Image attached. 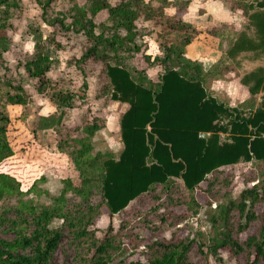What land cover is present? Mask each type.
<instances>
[{"label": "trees", "instance_id": "16d2710c", "mask_svg": "<svg viewBox=\"0 0 264 264\" xmlns=\"http://www.w3.org/2000/svg\"><path fill=\"white\" fill-rule=\"evenodd\" d=\"M17 1L0 0V31L8 27L6 23ZM28 1L40 9L38 24L50 29L48 42L57 49L78 45L82 55L74 67L80 71L99 70L103 80L99 97L128 109L120 118L121 153L118 156L110 151L96 153L93 139L106 128L105 118L98 110L87 109L78 114L72 128H66L63 124L66 111L79 95L76 90L62 87L55 94L60 115L58 120L50 121L51 127H58L55 150L72 162L79 184L72 177L63 179L60 196L51 206H37L26 197L35 192L38 182L25 191L16 177L0 173V229L12 213L19 214L21 221V224L12 222L18 230L14 240L0 239V264H52L66 232L74 242L93 238L91 228L102 216L103 208L113 217L143 195L156 193L158 186L163 187V192L192 193L222 169L241 162L264 165V66L242 77L241 84L250 94L247 100L236 106L221 100L208 83L224 80L229 68L219 62L207 69L202 61L187 56V47L204 34L180 16L189 7V0ZM223 1L231 3L233 10H242L249 21L227 57L252 55L248 60H264V1L253 4L247 0ZM171 6L176 11L170 26L174 40L163 44L160 39L154 40V34L164 40L160 37L159 22L154 20L165 17V9ZM103 12L107 14L106 20L99 18ZM39 37L37 54L25 68L38 80L41 91L50 82L49 68L39 63L48 60L50 52H43L42 35ZM9 50L5 35L0 38V67L5 72L8 68L4 54ZM152 73H156L153 75L156 79ZM87 90L85 83L81 91ZM10 123L0 111V166L16 157L17 148L9 140ZM213 186L215 182H209L208 190ZM99 198L103 201L97 204ZM181 199L175 203L188 207L193 215L199 213L200 205L194 196L186 200L182 195ZM261 202L264 187L246 188L238 200L219 207L214 224L220 218L226 225L231 214L238 212L242 217L238 233H243L261 219L256 212ZM54 221H61V225L55 227ZM233 234L234 228L226 225L221 236L212 239L209 246L200 245V252L204 254L207 248V255L217 257L225 249L235 256L249 251L254 259H249L248 264H264V217L258 234L244 243L234 239ZM99 240L101 244L98 241L92 244L93 257L87 264H112L117 254L124 257L120 264H193L189 258L193 243L190 239L148 245L147 263L126 256L122 249L124 240H119L111 228Z\"/></svg>", "mask_w": 264, "mask_h": 264}, {"label": "rangeland", "instance_id": "374dc122", "mask_svg": "<svg viewBox=\"0 0 264 264\" xmlns=\"http://www.w3.org/2000/svg\"><path fill=\"white\" fill-rule=\"evenodd\" d=\"M17 6L12 7L11 17L6 24L5 30L0 31V38L7 36L9 52L4 54L8 71L0 67V111L7 116L11 123L9 128V140L16 149V157L0 166V173H8L16 177L23 185L25 191L32 187L35 182L37 188L34 193L26 197L33 199L37 206H51L52 201L60 196L63 189L62 180L72 177L76 184L79 178L73 168V164L67 158L59 155L55 150L57 140V126L51 127L53 119L59 118L56 109L55 94L63 90H76L79 97L76 99L71 109L66 112V128H72L78 114L89 109L100 112L99 115L106 120V128L93 139L95 152H112L118 156L123 150L120 133V118L128 109L127 106L108 102L99 97L103 80L99 70L82 68L80 71L74 67L75 61L82 55V50L78 45L68 46L65 49H57L48 42V32L50 29L41 27L38 24L40 16L39 7L28 0H18ZM176 11L171 6L165 9V17H157L155 22H159L162 29V37L154 34V40L163 41V44L172 43L174 40L173 14ZM106 20L107 14L103 12L99 17ZM2 20V17H0ZM40 26V31L37 27ZM252 36L254 32H250ZM42 35L40 46L45 54H50V58L41 63L43 68L48 67L47 77L50 85L39 91V84L36 78L25 68V64L34 60L37 54V38ZM158 41V42H159ZM252 56V55H251ZM251 56H244L242 62H249ZM240 57V56H239ZM242 59V58H241ZM259 66H264V60ZM255 66H244L240 71H235L233 79H224L223 85H215L217 95L221 100H227L230 104L229 96L236 97L235 105L240 103L246 94L244 86L239 87L242 77L255 69ZM230 69V68H229ZM156 73H152V76ZM228 75V74H227ZM232 75V74H230ZM156 79V76H153ZM210 80L208 87L212 85ZM232 82V83H231ZM87 83L88 90L83 93L81 89ZM227 87V88H225ZM238 89V90H237ZM247 91V90H246ZM242 93V95H241ZM239 100V101H238ZM5 125V123H2ZM50 125V128L46 126ZM63 134L66 131H62ZM224 138V137H223ZM209 182H215V186L209 188V182L202 183L195 191H187L180 194L176 191L163 192V187L158 186L156 193L143 195L139 200L133 202L125 211L116 216H110L105 208L102 209V216L91 228L92 239L74 242L67 232L63 241L52 257V264H87L92 260V244L99 239H104L109 228L119 240H124L122 244L123 252L126 256L147 263L148 257L145 255L148 245L158 241L163 244H173L179 240L190 239L193 241L189 258L193 264H248V260L254 259L246 251L235 256L229 249L221 250L217 257L207 255V248L204 254L200 252L202 243L209 246L211 240L220 237L225 226L234 228L233 238L244 243L250 236L258 234L263 224L264 202L256 207V212L261 219L254 222L252 226L243 233H238L242 217L238 212H233L229 221L224 225L223 219H218L214 224V218L218 214L221 205H228L231 200H238L243 190L257 185L264 187V165L241 162L238 165L222 169L220 173L210 175ZM182 195L189 200L194 196L200 205L199 213L193 215L188 207L178 205L175 202L182 198ZM191 195V196H190ZM159 197L157 201L155 197ZM182 200V199H181ZM103 201L102 198L96 200L97 204ZM74 202V200H72ZM19 214L12 213L8 220L0 229V239L14 240L18 236V230L12 222L21 224ZM29 219L27 214L23 215ZM185 216V220L180 218ZM53 225L59 227L61 221H54ZM32 227L30 228V231ZM124 259L117 254V259L112 264H120Z\"/></svg>", "mask_w": 264, "mask_h": 264}, {"label": "crops", "instance_id": "0c3cea01", "mask_svg": "<svg viewBox=\"0 0 264 264\" xmlns=\"http://www.w3.org/2000/svg\"><path fill=\"white\" fill-rule=\"evenodd\" d=\"M190 5L184 13L180 16L184 22L192 25L199 32H203V35L195 38V40L187 47V56L191 60L202 61L207 69L213 67L215 64L222 62L229 69L228 75L226 74L224 79L232 80L235 71H240L248 63L252 66L259 67L260 61L248 60L244 65L242 62L244 55H239L237 58H228L227 53L231 49L234 41L237 39L241 32L246 31L249 23L248 18L244 16L242 10H233L232 4L223 0H189ZM257 0H247L249 4L255 3ZM264 1V0H258ZM205 33H209L205 35ZM242 58V59H241ZM231 67L233 69H231ZM255 67V68H257ZM232 74V75H230ZM225 80H213L212 85H223ZM232 83V82H231ZM239 87H243L241 80ZM227 88V87H225ZM210 90L216 95L218 91L211 86ZM238 90V89H237ZM247 90V91H246ZM244 98L240 103L247 100L250 97L248 88L244 87ZM242 95V93H241ZM231 104L235 105L236 97L229 96ZM239 101V100H238Z\"/></svg>", "mask_w": 264, "mask_h": 264}, {"label": "built area", "instance_id": "2783aa9c", "mask_svg": "<svg viewBox=\"0 0 264 264\" xmlns=\"http://www.w3.org/2000/svg\"><path fill=\"white\" fill-rule=\"evenodd\" d=\"M204 137H205V135L202 134V135H201V138H204Z\"/></svg>", "mask_w": 264, "mask_h": 264}]
</instances>
